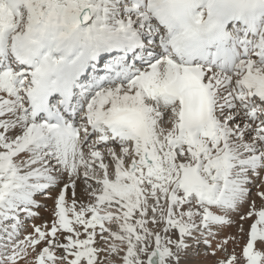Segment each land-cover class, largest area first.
Here are the masks:
<instances>
[{
	"label": "snow or ice",
	"instance_id": "snow-or-ice-1",
	"mask_svg": "<svg viewBox=\"0 0 264 264\" xmlns=\"http://www.w3.org/2000/svg\"><path fill=\"white\" fill-rule=\"evenodd\" d=\"M0 264H264V0H0Z\"/></svg>",
	"mask_w": 264,
	"mask_h": 264
}]
</instances>
